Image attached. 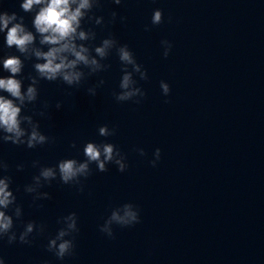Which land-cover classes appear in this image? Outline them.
<instances>
[{
	"label": "clouds",
	"instance_id": "obj_1",
	"mask_svg": "<svg viewBox=\"0 0 264 264\" xmlns=\"http://www.w3.org/2000/svg\"><path fill=\"white\" fill-rule=\"evenodd\" d=\"M115 5H121L122 0H112ZM103 0H21L20 9L24 13L33 14L32 29L25 24V17L16 12L0 10V33L4 34V46L15 49L19 55L7 54L0 56L2 71L8 75L0 76V145L11 144L36 149L56 142V137L41 131V123L36 117L49 119V101H41L39 109L36 104L40 97L39 85L41 81L49 83L60 82L68 89H79L90 77L107 72L112 67L106 61L115 54L120 63L121 77L118 84L119 91H113L112 96L117 103L132 102L140 104L146 97L145 90L139 85L140 81L149 79L147 69L138 63L135 54L127 44H122L113 33L100 39L96 26L102 30L109 25L126 23V16H119L112 11L110 19L105 21L103 16L95 15L94 10L101 9ZM172 18L169 16L168 22ZM165 22L162 9H154L150 24L144 26V31H151L153 26ZM86 25H92L86 27ZM162 56L167 59L172 43L163 39L160 41ZM32 62V73L24 75L25 62ZM34 73V74H33ZM25 80L28 81L25 87ZM101 78L95 84L87 87V94L97 95V90L105 85ZM162 95L169 96L170 85L161 80ZM72 93L66 91V95ZM168 102L167 100L165 101ZM33 106L32 114L26 109ZM63 107V101H56L57 110ZM98 136L108 138L117 134V126L104 124L97 129ZM69 148L78 154L81 149L73 140ZM139 156L147 153L143 148H136ZM84 159L63 158L54 165H44L40 160L31 161V167L37 169V174L31 177V182L23 186L25 194L31 196V206L42 208L39 201L51 199L45 186H51L54 181L74 187L78 193L85 191V181L93 174L92 165L96 171L104 173L108 166L115 165L121 173L128 168L127 156L114 143L101 141L85 142L82 148ZM161 159V149L156 148L153 158L149 161L156 167ZM10 164L0 157V242L8 245L22 244L31 246L38 235H44L48 226L44 222L35 220L24 221V211L17 203L16 191L12 189L13 177L9 175ZM25 163L16 164V171L25 170ZM20 222L22 231H17L16 224ZM141 222L138 206L131 202L123 203L111 209L110 214L99 225V231L109 239H115L114 225L121 228L133 227ZM59 225L55 235L48 238L46 252L52 254L58 261L75 255V240L80 229L78 216L70 212L57 218ZM0 264H6L0 255ZM44 264H48L47 261Z\"/></svg>",
	"mask_w": 264,
	"mask_h": 264
}]
</instances>
